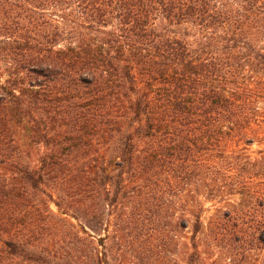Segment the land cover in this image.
I'll return each instance as SVG.
<instances>
[{
    "label": "trees",
    "instance_id": "16d2710c",
    "mask_svg": "<svg viewBox=\"0 0 264 264\" xmlns=\"http://www.w3.org/2000/svg\"><path fill=\"white\" fill-rule=\"evenodd\" d=\"M263 129L264 0H0V264H181L191 224L187 264L264 244L233 223L203 257L179 198L245 187L220 166Z\"/></svg>",
    "mask_w": 264,
    "mask_h": 264
},
{
    "label": "rangeland",
    "instance_id": "374dc122",
    "mask_svg": "<svg viewBox=\"0 0 264 264\" xmlns=\"http://www.w3.org/2000/svg\"><path fill=\"white\" fill-rule=\"evenodd\" d=\"M264 132V129L262 130ZM231 158L221 163L220 172L221 175H231L234 180H239L243 175L244 177H251L246 179V186H235L233 191L230 186L225 188L226 195L221 200H207L203 194L202 177L201 174H196L191 178L190 182H182L184 185L180 186L181 196L184 206L188 205V199L194 195L197 202L194 206V215L196 218L198 213H201V219L203 221V227L199 233V249L202 252L203 257L208 253L209 246L211 245V234L222 233L223 229H229L233 231V223L238 224V230H250L260 233L259 230L263 229L264 225V133L261 137L255 138V141L250 145L239 144L235 146L233 153L228 154ZM228 165H232L229 168ZM249 185V186H248ZM233 193L230 195L229 193ZM258 192L260 194H254ZM174 199V198H173ZM188 202V204H187ZM191 203V202H190ZM191 205V204H190ZM51 208L57 213V208L51 205ZM200 209V212H199ZM203 210V211H202ZM173 215H157L166 217L163 220L162 225L169 224V219L181 221L183 219H191L195 221L196 218L191 214H184L181 211L173 213ZM156 217V215H148ZM193 223V222H192ZM230 224V226H228ZM152 227V226H150ZM193 224L183 231L176 228L177 233V255L174 259H177L181 264H187L185 256L181 255V252L189 250L191 243V235L193 234ZM213 238V237H212ZM249 249L244 250V247L238 249L236 246V253L231 256V259H226L222 256L228 245L225 246L223 240L216 244L212 248L214 256L209 260L210 264H264V244L258 242L251 243ZM219 252V253H218ZM249 256L250 258L246 257ZM184 257V259H183Z\"/></svg>",
    "mask_w": 264,
    "mask_h": 264
}]
</instances>
